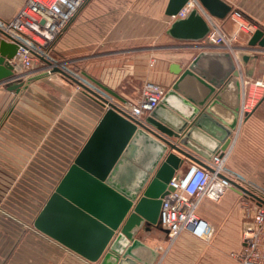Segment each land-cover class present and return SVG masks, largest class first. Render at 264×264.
I'll list each match as a JSON object with an SVG mask.
<instances>
[{
	"label": "crops",
	"instance_id": "crops-1",
	"mask_svg": "<svg viewBox=\"0 0 264 264\" xmlns=\"http://www.w3.org/2000/svg\"><path fill=\"white\" fill-rule=\"evenodd\" d=\"M221 1L229 7L223 18L210 15L197 0H191V9L197 10L208 29L210 22H214L228 35L236 29L231 19V13L235 10L256 28H264V0ZM23 2L24 0H0V21H9ZM168 3L169 0H87L73 18L70 27L56 40V54L64 55L69 51L91 49L92 45L100 41L126 43L128 46L133 44L121 49L124 53L131 54L130 58L135 60L127 65L126 72L130 75L136 74L134 78L143 81L147 78L146 73L141 71L143 60L136 59L150 51L154 55L164 51L175 52V59L170 63H177L182 69L200 52H228L238 72L241 93L247 88L245 81L264 78V52H257L248 46L250 36L246 33H239L238 41L230 48L207 45L206 36L199 41H177L170 38L166 31L173 20L165 13ZM167 39L171 40V46L161 49L159 42ZM243 56H256V59L244 63L241 60ZM170 63L165 67H160L159 63L157 65V73L162 72L159 82L165 86L166 91L177 78L168 71ZM18 69H12L14 75L24 76L25 73ZM11 83H0V217L8 221L16 214L25 217L29 215L34 233L41 237L39 240L49 249V254L56 255V263L58 259L60 264H99V261L87 260L37 231L33 222L106 109L65 77L37 79L18 96L7 89V85ZM103 85L113 91L111 86ZM129 86L131 90L125 92V96H140V86ZM153 131L159 133L154 129ZM233 135L230 148H227L229 152L232 151L227 161L230 168L234 169L236 159L246 157L249 159V168L264 167V156L261 158V154L264 155V97L251 112L244 115L242 121L238 120ZM184 149L199 158L192 149ZM172 153L181 160L174 176L181 175L192 161L174 151ZM52 181L55 186L50 192L45 189L42 193L40 189H36L34 196L38 194L37 201L33 202L32 183L41 185ZM17 183L23 185L18 189L22 199L19 204L22 211L15 207ZM40 193L42 195H39ZM231 196L232 193H225L222 201H218L214 206L211 200L203 199L198 206L197 215L213 228V235L208 240L196 238L189 232H181L166 253H162L160 249L166 247L164 230L152 228L150 232L144 233L143 243L157 253L156 264H238L234 258L228 259L225 256L227 252L230 255L231 252L240 250L241 230L245 220L243 208L241 215V209L230 207L233 203ZM203 201L212 207L199 215L198 210ZM32 207H35L34 216ZM205 213L208 214L205 216ZM218 215L230 218L226 224L220 225L217 219L213 218ZM27 221V218H24V222ZM13 243L11 246L7 245V249L13 248Z\"/></svg>",
	"mask_w": 264,
	"mask_h": 264
},
{
	"label": "water",
	"instance_id": "water-1",
	"mask_svg": "<svg viewBox=\"0 0 264 264\" xmlns=\"http://www.w3.org/2000/svg\"><path fill=\"white\" fill-rule=\"evenodd\" d=\"M190 0H169L166 15L173 16ZM210 15L223 18L229 7L221 0H197ZM209 29L196 9L172 21L166 34L177 41H199ZM248 46L264 52V28H257ZM17 46L0 40V83L18 96L31 82L58 73L83 88L105 108L96 127L55 187L33 222V227L64 247L99 264H153L157 253L143 243L140 233L159 226L161 198L173 188L168 185L180 164L172 151L205 166L199 157L210 158L230 145L239 118L240 83L228 52L203 51L182 69L170 63L177 76L147 117L155 131L133 121L106 99L83 87L59 67L15 81L9 61ZM256 56H243L244 63ZM86 75V74H84ZM109 95L112 90L87 76ZM176 139V141H173ZM231 189L264 201L239 184ZM163 230V229H162ZM167 233L166 230H164Z\"/></svg>",
	"mask_w": 264,
	"mask_h": 264
},
{
	"label": "built area",
	"instance_id": "built-area-1",
	"mask_svg": "<svg viewBox=\"0 0 264 264\" xmlns=\"http://www.w3.org/2000/svg\"><path fill=\"white\" fill-rule=\"evenodd\" d=\"M87 0H24L15 15L6 22L0 21V40L15 44L19 67L28 75L35 69L34 63L46 60L65 71L83 87L93 91L97 96L106 99L133 121L139 122L153 130L147 123V117L157 106L166 92V88L156 82L143 84L140 96L135 103L119 100L100 92L90 86L89 81L67 69L64 62L51 58L50 52L54 43L72 22L80 8ZM191 0L184 5L171 20L185 17L190 10ZM236 29L226 34L210 22V29L205 37V44L230 48L238 39V33L245 31L249 36L257 29L247 22L237 10L231 13ZM210 20V19H209ZM12 61V60H11ZM9 61V64L11 63ZM44 63V62H43ZM47 71L49 73L50 68ZM51 75L50 73L48 76ZM247 88L241 93L239 119L252 111L256 102L264 93V78L245 81ZM83 91V88L77 85ZM254 90H253V89ZM258 95V97H256ZM258 98V99H257ZM108 106L105 105V109ZM153 128V129H152ZM229 150L218 151L210 158L198 159L207 167L192 162L181 175H175L169 181L173 190L161 198L158 214L159 226L166 230V247L160 249L166 253L181 232H189L196 238L208 240L213 228L197 215V209L203 199L220 201L224 192L231 189L233 181L224 174L225 161ZM234 182V181H233ZM236 183V182H235ZM251 205L244 206V222L241 230V248L230 256L238 264H264V204L253 200ZM264 201V200H263Z\"/></svg>",
	"mask_w": 264,
	"mask_h": 264
},
{
	"label": "rangeland",
	"instance_id": "rangeland-1",
	"mask_svg": "<svg viewBox=\"0 0 264 264\" xmlns=\"http://www.w3.org/2000/svg\"><path fill=\"white\" fill-rule=\"evenodd\" d=\"M70 24L65 29V31L62 33V35L70 27ZM239 33L245 34L246 32L240 31ZM239 33H238V36H239ZM62 35L60 37H62ZM246 35L248 34L246 33ZM55 43H54V46H55ZM171 43L172 42L169 39L162 40L159 42V46L161 47V49L167 48L171 46ZM129 46L126 43L119 44L118 42L115 44L114 41H100L97 44L92 45L91 49L87 48L81 51L79 50L69 51L68 53L64 55L56 54L55 48L53 47V50L50 52V55L52 59L58 62H64L67 69L71 70L76 75L83 76V78L88 80L90 83L89 84L90 86L88 87H92V89L97 88L100 92L108 95L109 97H113L109 95L108 93H106L105 91H103L101 88H99L87 76L93 78L96 81L99 80L98 82L102 84L111 86V88L119 96V98L127 102H130V103H135L138 100L139 95L137 97H134L131 95L125 96L126 95L125 92H129L131 90L129 85L140 86V92H141V88L143 84L147 81H153V82H156L164 86L163 84L160 83L162 79V72L160 71L159 74L157 73L158 71L157 65L159 63L161 65L160 67H165L166 64L170 63V61H173V59H175L176 55H175V52H167V51H164L166 53L159 52L157 53L158 55H154L151 51L148 53H145L144 56L139 55L136 61L143 60V69H141V71H144L146 73L145 77L147 78H145L143 81L141 79L136 80V78H134V75L136 74L130 75L128 72H126L128 70L127 65L135 60L130 58L132 57L131 54L124 53V51L121 50V49H124V47H129ZM111 51L113 53H109ZM114 51L118 53H114ZM160 51H163V50H160ZM18 63L19 62L16 58L14 60V65L17 67L16 69L19 68L18 69L19 71L21 70V68L19 67L20 65ZM34 66H35L34 67L35 69L32 71V73L22 76V77H25L23 80H25L27 77L31 75L41 73L44 70L48 69V65L45 62L43 63L41 61L35 62ZM148 74H151V75H148ZM149 76H151L150 77L151 79L148 78ZM46 78L63 79V77L58 73H51V75L47 76ZM125 86H127V88H125ZM256 97H258V95ZM263 97H264V93L261 95L259 100L256 102V105ZM114 98L115 97H113V99ZM234 135L231 138V142H232V139L234 138ZM229 148H230V145H229ZM231 153L232 151L229 152L227 159L225 161L224 174L227 175L229 178H232L234 182H236L243 188L247 189L253 195L264 200V167L258 166L256 168H252V167L249 168V159L246 157L243 159H238V160L236 159V165L234 169L230 168V166L227 164V161ZM246 154L247 153H245V156ZM263 156L264 155L261 154V158H263ZM53 174H55V172ZM54 186H55L54 181L48 184H41V185H39L38 183H32L31 185L32 193H33L32 201L33 202L37 201L36 196L38 194L34 196V194L37 193L36 189H38V191L41 190L42 193L45 191V189H46V192H50ZM21 187H23V185L17 183L16 202H15V207L17 208V210L22 208V206L19 205L21 204L22 199L20 196V192L18 191V189ZM233 192L235 191L229 188L224 192L223 196L225 195V193H229V194L232 193L233 196L231 197L233 198L231 202L233 203L230 207H237L238 209H241L240 210V214H241L242 208H244V206L251 205L252 202H254L253 201L254 199L245 194H239L237 192H235L234 194ZM42 193H40L39 195H42ZM205 202L206 201H203L201 207L198 210L199 215L201 214V212L203 211L205 212L206 210L211 209L212 206L218 203V202H214L211 200V204H212L211 206L210 204H205ZM32 208H33L32 216H34L35 207H32ZM20 210L22 211L23 209H20ZM207 214L208 213H205V216ZM212 214H214V212H212ZM24 218H27L28 223L24 222ZM213 218H216L218 223L222 225V224H226V221L230 217L218 215V216H214ZM7 231H9V233ZM143 235L144 233H140L139 238L140 239L143 238ZM39 238L41 240V237L37 236V234H35L34 230L32 229V219L31 217H29V215L25 217L23 215L16 214V215H13L11 219H9L8 221H5L4 219H1L0 217V264H60L58 259L56 263V258H55L56 255L55 254L50 255L49 249L44 245L42 241L39 240ZM11 243H13L14 247L7 249V245L11 246L12 245ZM225 256L228 259H232V257L228 254V252ZM156 262L157 260H155L153 264H156Z\"/></svg>",
	"mask_w": 264,
	"mask_h": 264
},
{
	"label": "bare ground",
	"instance_id": "bare-ground-1",
	"mask_svg": "<svg viewBox=\"0 0 264 264\" xmlns=\"http://www.w3.org/2000/svg\"><path fill=\"white\" fill-rule=\"evenodd\" d=\"M16 59V58H15ZM15 59H13L12 61H11V63H10V66H11V68L14 70V71H16L17 69V67L14 65V60Z\"/></svg>",
	"mask_w": 264,
	"mask_h": 264
}]
</instances>
